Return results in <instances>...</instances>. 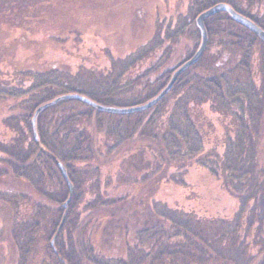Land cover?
Masks as SVG:
<instances>
[{
  "label": "trees",
  "instance_id": "obj_1",
  "mask_svg": "<svg viewBox=\"0 0 264 264\" xmlns=\"http://www.w3.org/2000/svg\"><path fill=\"white\" fill-rule=\"evenodd\" d=\"M221 2L264 29V0H185L121 56L77 32L68 63L6 74L0 97L14 106L0 126V199L15 203L11 243L30 253L46 233L64 238V247L49 246L61 264H264V42L228 13L207 19L204 55L156 106L115 114L63 99L32 124L40 105L63 94L116 107L147 102L199 46L198 14ZM58 162L73 185L63 210L69 190ZM205 172L237 200L231 218L186 197L196 193L188 177ZM154 182L156 196L133 207L136 187ZM91 220L120 232L123 253L93 249Z\"/></svg>",
  "mask_w": 264,
  "mask_h": 264
},
{
  "label": "rangeland",
  "instance_id": "obj_2",
  "mask_svg": "<svg viewBox=\"0 0 264 264\" xmlns=\"http://www.w3.org/2000/svg\"><path fill=\"white\" fill-rule=\"evenodd\" d=\"M184 1L0 0V84L5 81L8 73L46 70L53 64L71 61V54L78 46L77 32L84 36L83 41L106 45L112 55L121 56L150 40L159 18L174 7L184 8ZM11 106H14V99L0 97V126ZM260 133L264 134V128ZM262 147L264 150V145ZM188 180L196 193L188 191L191 195L186 197L196 204L200 203L207 214L225 215L229 218L235 215L238 210L237 200L219 188L213 175L205 172L190 175ZM35 187L36 192H41L51 203L60 198L39 183H35ZM157 187V182L147 187H136L140 194L133 199L135 202L132 206H136L140 200L154 198L156 194L153 193ZM186 197L182 200L186 201ZM14 208L13 199L12 202L0 199V264H61L50 253L49 246L52 242L47 233L45 243L35 245L30 253L10 242ZM130 221L138 224L137 220ZM61 223L62 220L59 226ZM92 226L91 220L86 237L90 238L93 249L96 248L103 255H109L113 250L123 253L125 247L121 244L120 232ZM52 239L55 241L53 245L60 244L55 237ZM63 239L60 240L64 244Z\"/></svg>",
  "mask_w": 264,
  "mask_h": 264
},
{
  "label": "water",
  "instance_id": "obj_3",
  "mask_svg": "<svg viewBox=\"0 0 264 264\" xmlns=\"http://www.w3.org/2000/svg\"><path fill=\"white\" fill-rule=\"evenodd\" d=\"M220 12H226L228 13L234 21L239 23L240 25L244 26L245 28L249 29L252 31L254 34H256L263 42H264V29H262L260 26H258L254 21L251 19L247 18L246 16L240 14L237 12L234 8H232L229 4L227 3H217L209 8L203 10L198 14L196 17V25L200 31V43L195 52L189 56L187 59H185L183 62H181L172 72L168 82L165 84V86L151 99H149L147 102L140 104V105H135V106H130V107H116V106H107L100 104L86 96L80 95V94H63L60 96H57L55 99L51 100L50 102H47L45 104L40 105L34 112L33 118H32V124L35 127L36 124V118L38 114L48 107L51 104L57 103L63 99H77L80 100L94 108H97L101 112H107V113H115V114H131L134 112H140L144 111L147 109H150L154 106H156L158 103H160L173 89L174 85L178 81L179 77L190 67L194 66L197 64L202 56L205 53V50L208 45L209 41V36H208V30L206 27V20L211 18L212 16L220 13ZM35 137L36 132H35ZM57 166L64 177V179L67 182L68 188H69V196L67 200L64 203V207H66L69 202L71 201L72 194H73V185L71 181L69 180L68 174H67V169L65 165L62 162H58ZM64 217L62 220L61 225L59 226V229H61L63 225ZM54 242V239L52 240V243Z\"/></svg>",
  "mask_w": 264,
  "mask_h": 264
}]
</instances>
